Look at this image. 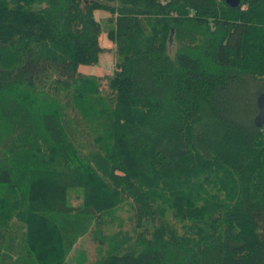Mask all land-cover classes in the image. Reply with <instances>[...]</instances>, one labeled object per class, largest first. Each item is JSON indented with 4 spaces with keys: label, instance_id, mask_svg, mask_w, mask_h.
<instances>
[{
    "label": "trees",
    "instance_id": "trees-1",
    "mask_svg": "<svg viewBox=\"0 0 264 264\" xmlns=\"http://www.w3.org/2000/svg\"><path fill=\"white\" fill-rule=\"evenodd\" d=\"M262 93L264 0H0V264H264Z\"/></svg>",
    "mask_w": 264,
    "mask_h": 264
},
{
    "label": "rangeland",
    "instance_id": "rangeland-1",
    "mask_svg": "<svg viewBox=\"0 0 264 264\" xmlns=\"http://www.w3.org/2000/svg\"><path fill=\"white\" fill-rule=\"evenodd\" d=\"M109 17V14L106 12H95V18L97 20H105ZM101 46L104 48L102 53L101 60L97 63L98 68L104 70L102 72V76L106 77L110 76L113 73L114 67V59H113V43L108 44V40L105 38L106 35L102 36ZM106 45H110L111 49H106ZM176 44L173 41L169 43V54L173 56L176 51ZM82 68V67H81ZM85 68V66L83 67ZM81 194L79 190L71 191L70 201L72 205L79 204L82 201ZM112 214H117V223L113 229H111L102 243L99 245L97 242L93 240L92 237H87L83 239L78 246L75 247L74 252L66 259H62L59 264H94L96 262L101 261L108 253H111L112 250L116 249L119 244L124 243V235L126 234L128 237H131L133 234V227L130 223L131 210L129 206H121L117 207L115 210L111 212ZM57 258V257H55ZM55 262V261H53Z\"/></svg>",
    "mask_w": 264,
    "mask_h": 264
},
{
    "label": "water",
    "instance_id": "water-1",
    "mask_svg": "<svg viewBox=\"0 0 264 264\" xmlns=\"http://www.w3.org/2000/svg\"><path fill=\"white\" fill-rule=\"evenodd\" d=\"M224 1L231 8H235L240 5V0H224ZM257 107H258V114L254 119V124L258 128H263L264 127V93H262L258 97Z\"/></svg>",
    "mask_w": 264,
    "mask_h": 264
},
{
    "label": "crops",
    "instance_id": "crops-1",
    "mask_svg": "<svg viewBox=\"0 0 264 264\" xmlns=\"http://www.w3.org/2000/svg\"><path fill=\"white\" fill-rule=\"evenodd\" d=\"M102 38L103 37H101V40H102ZM106 38V37H105ZM107 39V38H106ZM108 40V39H107ZM100 43H101V41H100ZM108 44L110 43V44H112L109 40H108V42H107ZM113 45V44H112ZM102 47V46H101ZM111 46L110 45H106V49H111L110 48ZM103 48V47H102ZM104 49V48H103ZM102 56V54L99 56V61L101 60V57ZM98 61V62H99ZM80 71L82 72V73H84V74H87V75H94V76H97V77H99V76H102L103 74H102V72L104 71V70H102V69H100V68H98L97 66H93V67H85V68H81L80 67ZM105 72V71H104Z\"/></svg>",
    "mask_w": 264,
    "mask_h": 264
}]
</instances>
